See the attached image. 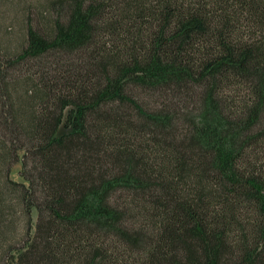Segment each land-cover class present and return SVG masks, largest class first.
I'll return each mask as SVG.
<instances>
[{"label":"trees","instance_id":"16d2710c","mask_svg":"<svg viewBox=\"0 0 264 264\" xmlns=\"http://www.w3.org/2000/svg\"><path fill=\"white\" fill-rule=\"evenodd\" d=\"M48 9L0 42V264H264V0Z\"/></svg>","mask_w":264,"mask_h":264},{"label":"rangeland","instance_id":"374dc122","mask_svg":"<svg viewBox=\"0 0 264 264\" xmlns=\"http://www.w3.org/2000/svg\"><path fill=\"white\" fill-rule=\"evenodd\" d=\"M51 15L48 0H0V42L10 49L19 46L27 25L44 28ZM65 130L61 129L59 133ZM20 164L12 166L10 177L22 181L18 174Z\"/></svg>","mask_w":264,"mask_h":264}]
</instances>
